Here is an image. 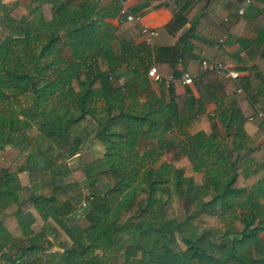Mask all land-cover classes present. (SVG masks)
Segmentation results:
<instances>
[{
    "label": "trees",
    "instance_id": "1",
    "mask_svg": "<svg viewBox=\"0 0 264 264\" xmlns=\"http://www.w3.org/2000/svg\"><path fill=\"white\" fill-rule=\"evenodd\" d=\"M226 2L244 0H136L131 14L165 7L169 27L189 22L175 44L150 48L135 41L132 21L109 27L99 0H0V150L26 151L0 170V211L15 206L20 232L0 218V264H264V126L243 129L264 111V69L236 79L203 72L212 112L190 89L156 90L147 76L152 64L180 75L199 20ZM260 51L261 62L264 42ZM173 132L180 141L166 137ZM92 138L103 156L62 177L64 159ZM81 196L83 223L71 224ZM33 210L67 235L61 251H46L45 227L33 232Z\"/></svg>",
    "mask_w": 264,
    "mask_h": 264
},
{
    "label": "crops",
    "instance_id": "2",
    "mask_svg": "<svg viewBox=\"0 0 264 264\" xmlns=\"http://www.w3.org/2000/svg\"><path fill=\"white\" fill-rule=\"evenodd\" d=\"M117 1L99 0L97 4L98 9L108 10V13L111 14L110 17L105 19L109 23V27H117L121 18H123L122 5L118 13L114 12V9L119 8ZM135 1L128 2L125 5L127 11ZM184 1L189 2V7L196 2H200L202 7L206 0H180L181 3ZM240 8H243L242 13H239ZM173 19V13L165 7L151 10L143 15L140 25L155 28L159 32L154 41V48L175 44L179 35L189 27V22H187L182 28L173 29L169 27ZM135 41L141 42L142 37L138 36ZM262 42H264V0H251L250 3L244 2L239 7L226 2L215 13L207 14V18L199 20L192 40L193 51L190 57L180 61L179 69L181 73L177 76L192 75L194 80L188 85L176 84L173 86L174 91L176 94H181L190 89L195 97H199L205 102V110L212 112L215 109V104L208 99L206 88L202 80L199 79L203 73L200 70L201 61L221 62L236 71L238 77L261 74L264 69V60L260 62ZM234 60H237V62H234ZM128 73L123 68L122 79L128 77ZM218 74L228 77L225 73ZM122 79L120 80L122 81ZM151 83L156 90H159V85L152 81ZM236 94L237 96L242 94L240 89ZM259 128L260 123L258 120L247 119L243 126L246 136H252ZM221 134H224L223 131ZM230 140L229 138L225 141L229 147L232 145Z\"/></svg>",
    "mask_w": 264,
    "mask_h": 264
},
{
    "label": "rangeland",
    "instance_id": "3",
    "mask_svg": "<svg viewBox=\"0 0 264 264\" xmlns=\"http://www.w3.org/2000/svg\"><path fill=\"white\" fill-rule=\"evenodd\" d=\"M127 78L128 77H125L124 79H122L121 82H123V80H126ZM84 123H85L88 130H90V129L94 130L93 123L89 117L85 118ZM34 134H36L34 129L29 132L30 137H32ZM175 136H176V140H175L176 142L181 140L179 137H177L175 132L171 133L169 136H166V137L167 138H175ZM166 137L163 136L162 141L167 140ZM182 139H184V138L182 137ZM54 147L57 148L56 146H54ZM55 148H52V149H55ZM104 150L105 149H104L103 144L99 140L92 138L87 143V145L84 148H82V150L80 152H78L75 155L66 157L64 159V161L62 162V165H61V170H64V171H62L63 173H61L60 175L62 177H66L65 173L69 168H75L78 166L83 167V165L90 163V161L97 160V159L101 158L103 156ZM25 152L26 151L21 152L18 149L11 147V146H7L3 150H0V170L2 168H7V167L12 166L16 161H18L21 158V156ZM163 161H164V159L161 158L157 161V164L161 165L163 163ZM193 175H194V180L196 181L197 184L202 182L203 174L201 172H195ZM18 181L22 185H28L29 184V179H28V176L26 173H20L18 176ZM73 189H75V188H73ZM84 192H86V191H84ZM208 199H209V196L205 198V200H208ZM76 201H77V205H76L77 214L75 216L74 215L71 216L70 223L80 225L83 222L82 221L78 222L77 220H75L76 219L75 217H77L78 214L83 212V208L85 207V205H84L82 196H81V198L77 199ZM14 207L15 206H11L6 211H2V212L0 211V218L2 219V222L5 225V227L7 228V230L9 232H11L14 236H18L20 234V232H19L18 227H17L16 218L12 213L14 211ZM173 208L175 209V211L177 213L178 219H182L183 213L178 208L175 199H173ZM33 214H34V222L31 225L33 232L38 233V232H40V230H43L42 229L43 227H45V229H46L47 239L49 242V243H46V245L51 244L48 246V248L46 250L47 252L48 251H61L62 250L61 247H63L64 244L65 245H67V243L69 244V239H68L67 235L61 229L57 228V233L51 232V228L47 227L49 225H47V223L45 224L41 220V218L39 217V214L35 210H33ZM229 218H231V216L227 215V222L230 220ZM25 242H27V241H25ZM39 264H41V263H39Z\"/></svg>",
    "mask_w": 264,
    "mask_h": 264
},
{
    "label": "built area",
    "instance_id": "4",
    "mask_svg": "<svg viewBox=\"0 0 264 264\" xmlns=\"http://www.w3.org/2000/svg\"><path fill=\"white\" fill-rule=\"evenodd\" d=\"M118 1L122 5L121 13L123 17L127 21H132L133 23L139 25L140 36L142 37V41L150 48H153L154 41L159 34L158 30L149 26L140 25L143 15L141 14L134 15L126 10L125 5L133 0H118ZM244 2L250 3L251 0H244ZM242 12H243V8H240L239 13ZM200 70L202 72L215 71L217 73H225L226 76L232 79L238 77V73L236 71L228 68L225 64L221 62H208L206 60H202L200 64ZM147 76L153 83L157 85H161L165 89L175 86L178 83H181L183 85H188L191 84L194 80V76L192 75L191 76L183 75L180 77L174 75L164 76L157 71L154 64H152L147 70ZM248 120H258L260 125L264 126V111L256 109L255 113L252 116H250Z\"/></svg>",
    "mask_w": 264,
    "mask_h": 264
}]
</instances>
